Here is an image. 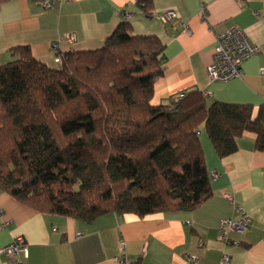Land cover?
Masks as SVG:
<instances>
[{
    "label": "trees",
    "instance_id": "1",
    "mask_svg": "<svg viewBox=\"0 0 264 264\" xmlns=\"http://www.w3.org/2000/svg\"><path fill=\"white\" fill-rule=\"evenodd\" d=\"M8 0H0V6ZM149 15L151 0H138ZM165 44L120 23L94 50L52 68L31 47L0 64V189L39 212L92 222L192 211L212 196L199 131L220 158L245 132L264 151V106L215 101L193 89L152 103Z\"/></svg>",
    "mask_w": 264,
    "mask_h": 264
},
{
    "label": "crops",
    "instance_id": "2",
    "mask_svg": "<svg viewBox=\"0 0 264 264\" xmlns=\"http://www.w3.org/2000/svg\"><path fill=\"white\" fill-rule=\"evenodd\" d=\"M151 3L147 15L138 0H60L47 9L40 0H8L0 6V64L13 59L12 48L28 45L36 59L58 68L54 41L60 40L61 53L98 49L120 23L129 22L134 34L154 35L165 44L164 72L155 83L152 103L198 89L208 105L251 104L254 114L264 106V0ZM169 9L178 19L164 23L158 16ZM232 26L242 28L261 52L243 64L239 78L212 82L206 68L216 37ZM67 34L76 41L66 40ZM199 139L209 175L218 176L210 177L212 196L192 211L144 218L110 213L85 222L39 212L0 189V264H12L1 250L18 236L26 243V252L18 257L23 264H120L116 258L124 254L133 264H221L224 254L230 257L228 264H264V151L255 148L256 134L245 132L237 139V151L225 158L218 157L203 127ZM237 204L249 213L250 226L221 241L220 220L236 218ZM187 253L198 262L189 263Z\"/></svg>",
    "mask_w": 264,
    "mask_h": 264
},
{
    "label": "built area",
    "instance_id": "3",
    "mask_svg": "<svg viewBox=\"0 0 264 264\" xmlns=\"http://www.w3.org/2000/svg\"><path fill=\"white\" fill-rule=\"evenodd\" d=\"M60 0H40V4L43 8L47 9L53 6ZM159 19L168 23L178 19V14L175 10L169 9L164 11ZM184 31L188 32L189 29L185 25ZM65 39L73 43L76 41L74 34H67ZM60 40H56L51 44V48L56 51L55 61L58 64H62V53L59 51ZM261 52V47L252 43L247 37L244 30L238 26H232L218 34L216 37V45L212 56V62L207 66L206 71L208 78L212 82H228L235 78H239L242 75L243 64L257 56ZM261 76L264 78V68L261 69ZM185 92H180L178 96L183 98ZM218 174L211 172L210 177L215 178ZM230 200L234 202V199L230 197ZM236 218H224L220 220L218 239L224 242H228V234L230 232L244 233L250 226L251 217L245 209L237 204L235 206ZM188 225L189 222H186ZM6 225V224H4ZM3 225V226H4ZM125 242H120V249H124ZM1 252H4L12 264H23L18 259L22 253L26 252V243L22 236L16 237L10 244L5 246ZM189 263H197L199 258L196 255L187 253L185 255ZM229 255L224 254L221 260V264L229 263ZM120 264H133L127 256L124 254L122 257L116 258Z\"/></svg>",
    "mask_w": 264,
    "mask_h": 264
}]
</instances>
